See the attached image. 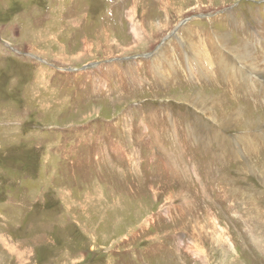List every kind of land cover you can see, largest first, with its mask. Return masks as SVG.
<instances>
[{"label":"rangeland","instance_id":"374dc122","mask_svg":"<svg viewBox=\"0 0 264 264\" xmlns=\"http://www.w3.org/2000/svg\"><path fill=\"white\" fill-rule=\"evenodd\" d=\"M204 263L264 264V0H0V264Z\"/></svg>","mask_w":264,"mask_h":264},{"label":"bare ground","instance_id":"6f19581e","mask_svg":"<svg viewBox=\"0 0 264 264\" xmlns=\"http://www.w3.org/2000/svg\"><path fill=\"white\" fill-rule=\"evenodd\" d=\"M226 36V35H225ZM227 40V39H226ZM229 42V41H228ZM227 42V43H228ZM202 55V54H201ZM199 56H200V54H199ZM203 93V92H202ZM200 94V93H199ZM183 95V94H182ZM187 96H189V95H187ZM215 96V95H214ZM185 97H186V95H185ZM217 97V96H216ZM208 99H209V97H208ZM227 100V99H226ZM211 102H212V100H211ZM194 103H196V102H194ZM198 105V104H197ZM204 105V104H203ZM216 105V104H215ZM201 106V105H200ZM217 107V106H216ZM201 108V107H200ZM205 108V107H204ZM211 108V107H210ZM225 108V107H224ZM232 108V107H231ZM240 108V107H239ZM199 109V108H198ZM215 109V107L213 108V110ZM230 109V108H229ZM235 109H236V107H235ZM239 110V109H238ZM206 112V111H205ZM237 112L238 111H236V114H237ZM240 112V111H239ZM212 113V112H211ZM225 113V112H224ZM229 113V112H228ZM234 114H235V112H234ZM234 114H233V116H234ZM218 115V114H217ZM243 115V114H242ZM212 116V115H211ZM245 116V115H244ZM210 117V116H209ZM214 117L215 116H213V119H214ZM226 117V116H225ZM231 117V116H230ZM236 117V116H235ZM220 117H218V119H219ZM224 118V117H223ZM239 118H241V116L239 117ZM212 119V118H211ZM227 119V118H226ZM228 119H230V118H228ZM238 119V118H237ZM217 120V119H216ZM221 120V119H220ZM224 121V120H223ZM228 121H230V120H228ZM227 121V123H229V125H231V123L230 122H228ZM220 123V122H219ZM221 124V123H220ZM228 125V126H229ZM224 126V125H223ZM226 126V125H225ZM228 128V127H227ZM247 128V127H246ZM229 129V128H228ZM238 131V130H237ZM243 134V133H242ZM237 136H239V135H237ZM198 255V254H197ZM198 257H200L199 255H198ZM205 264V263H204Z\"/></svg>","mask_w":264,"mask_h":264},{"label":"water","instance_id":"95a60500","mask_svg":"<svg viewBox=\"0 0 264 264\" xmlns=\"http://www.w3.org/2000/svg\"><path fill=\"white\" fill-rule=\"evenodd\" d=\"M87 68H89V67H87Z\"/></svg>","mask_w":264,"mask_h":264}]
</instances>
